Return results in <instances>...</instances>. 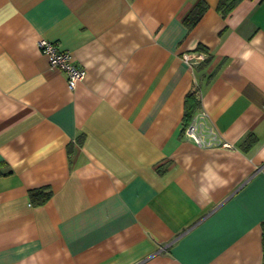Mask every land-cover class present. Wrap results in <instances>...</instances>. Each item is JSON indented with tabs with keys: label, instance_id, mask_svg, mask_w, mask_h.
Segmentation results:
<instances>
[{
	"label": "crops",
	"instance_id": "obj_1",
	"mask_svg": "<svg viewBox=\"0 0 264 264\" xmlns=\"http://www.w3.org/2000/svg\"><path fill=\"white\" fill-rule=\"evenodd\" d=\"M199 1L0 0V264H264V0Z\"/></svg>",
	"mask_w": 264,
	"mask_h": 264
},
{
	"label": "built area",
	"instance_id": "obj_2",
	"mask_svg": "<svg viewBox=\"0 0 264 264\" xmlns=\"http://www.w3.org/2000/svg\"><path fill=\"white\" fill-rule=\"evenodd\" d=\"M38 46L48 55L51 66L65 73L70 88H75L78 82L86 77L87 70L73 60L69 51L59 48L55 42L47 38H40ZM183 57L189 63L194 64L201 62L205 55L196 53L195 58H193L191 53H184ZM183 132L187 138L201 147H211L218 144L231 146L220 137L217 129L209 121L208 113L204 110L193 116L191 121L184 126Z\"/></svg>",
	"mask_w": 264,
	"mask_h": 264
},
{
	"label": "trees",
	"instance_id": "obj_3",
	"mask_svg": "<svg viewBox=\"0 0 264 264\" xmlns=\"http://www.w3.org/2000/svg\"><path fill=\"white\" fill-rule=\"evenodd\" d=\"M240 1L241 0H219L218 10L224 16H226L239 4ZM207 8V3L204 0H200L197 5L187 14L185 17V22L189 28H192L195 24H197L203 14L206 12ZM200 50L207 52L205 47H200ZM208 58L209 57H207V59ZM198 106L199 99L196 96V93L193 92L186 98L185 101L186 123L191 121ZM29 194L31 201L36 205H40L49 200L52 195V191L48 189V187H42L30 190Z\"/></svg>",
	"mask_w": 264,
	"mask_h": 264
}]
</instances>
